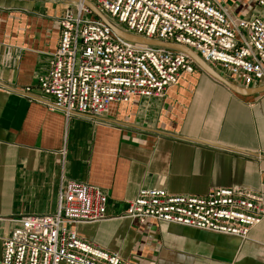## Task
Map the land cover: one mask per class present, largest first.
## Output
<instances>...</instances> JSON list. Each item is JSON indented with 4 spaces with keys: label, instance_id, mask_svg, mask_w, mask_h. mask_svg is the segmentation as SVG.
I'll return each mask as SVG.
<instances>
[{
    "label": "crops",
    "instance_id": "1",
    "mask_svg": "<svg viewBox=\"0 0 264 264\" xmlns=\"http://www.w3.org/2000/svg\"><path fill=\"white\" fill-rule=\"evenodd\" d=\"M216 1L235 19L259 14L258 0ZM69 3L77 2L0 0V264L13 220L55 214L65 180L106 191L111 219L76 230L135 264H264V219L243 240L120 218L141 189L201 196L244 186L264 195V81L244 87L213 68L238 93L197 65L163 99L134 97L98 118H67L51 109L39 80Z\"/></svg>",
    "mask_w": 264,
    "mask_h": 264
},
{
    "label": "built area",
    "instance_id": "2",
    "mask_svg": "<svg viewBox=\"0 0 264 264\" xmlns=\"http://www.w3.org/2000/svg\"><path fill=\"white\" fill-rule=\"evenodd\" d=\"M83 1L115 26L147 40L183 45L244 87L264 81V0L258 15L235 19L216 0H81L59 18L61 33L41 91L52 110L70 118H98L134 97L163 99L196 62L186 53L137 44L117 36ZM28 87L26 92H30ZM101 187L62 182L55 214L13 220L1 264H135L82 237L76 227L111 219ZM120 218L150 220L246 240L264 219V195L244 186L219 187L201 196L141 189Z\"/></svg>",
    "mask_w": 264,
    "mask_h": 264
},
{
    "label": "water",
    "instance_id": "3",
    "mask_svg": "<svg viewBox=\"0 0 264 264\" xmlns=\"http://www.w3.org/2000/svg\"><path fill=\"white\" fill-rule=\"evenodd\" d=\"M75 2H80L81 0H72ZM83 3L92 9V11L95 13L96 17H98L100 20H102L106 25H108L114 33L119 36L120 38H123L127 41L137 43V44H143V45H149V46H156V47H163V48H168L172 49L175 51L183 52L188 54L199 67H201L204 71L209 73L211 76L215 77L218 79L221 83L225 84L227 87H229L231 90L238 92V93H245L244 90L238 88L236 85L230 83L227 79L222 77L219 73H217L213 68H211L204 60H202L196 52L191 50L190 48L183 46V45H178V44H173V43H165V42H159V41H153V40H147L145 38L137 37L134 35H131L129 33H126L125 31L121 30L117 26H115L106 16H104L97 8L95 5H93L90 1H83Z\"/></svg>",
    "mask_w": 264,
    "mask_h": 264
}]
</instances>
